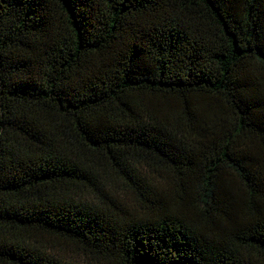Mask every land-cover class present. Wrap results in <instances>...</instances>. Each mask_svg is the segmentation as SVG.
<instances>
[{"label":"trees","instance_id":"1","mask_svg":"<svg viewBox=\"0 0 264 264\" xmlns=\"http://www.w3.org/2000/svg\"><path fill=\"white\" fill-rule=\"evenodd\" d=\"M0 264H264V0H0Z\"/></svg>","mask_w":264,"mask_h":264}]
</instances>
